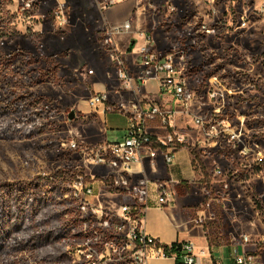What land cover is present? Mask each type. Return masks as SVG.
<instances>
[{"label": "rangeland", "instance_id": "374dc122", "mask_svg": "<svg viewBox=\"0 0 264 264\" xmlns=\"http://www.w3.org/2000/svg\"><path fill=\"white\" fill-rule=\"evenodd\" d=\"M162 1L2 0L3 9L10 13L11 19L9 33L0 38V54L21 50L24 53L15 55L9 69L0 77V97L4 98L11 89L35 91L45 98L35 108L48 110L47 120L52 125L31 138L0 139V184L47 176L57 169L75 166L88 174H106V167L85 161L81 153L68 147V141L75 138L81 143L96 145L123 138L124 128L106 125L101 114L103 108L90 107L88 98L95 92L96 79L101 82L110 79L112 88L115 86L117 63L120 59L127 62L123 56L126 39L116 35L114 42L111 33L115 28L122 29L117 24L131 19L130 9L137 6L146 10L142 29L151 35L155 47L172 42L171 51L184 49L185 64L178 63V72L184 73L195 95L188 108L198 110L196 101L211 100L209 106L204 105L205 110L224 120L230 129L240 131L239 144L234 143L238 148L229 145L227 137L220 136L212 140L217 143L215 148H209V137L192 119L188 122L189 128L184 122V129H177L194 148L209 151L203 155L205 166L199 154L196 155L203 177L209 176L202 184V197L206 200L195 206L203 211L201 224L213 244L241 240L245 250L255 251L264 264V111L255 107L256 101L244 100L256 97L264 102V93L239 76V72L247 73L264 85V14L258 12L264 0H205L211 5L203 6L210 9L209 16L214 10L219 12L212 21L208 15L205 19L201 17L199 9L190 8L193 3L201 5L200 0H172L177 10L167 14L171 19L161 20L166 14ZM154 9L159 11L154 13ZM153 18L157 20L156 30L149 25ZM144 43V39H137L132 47L134 64L139 62V47ZM90 69L94 70L93 74L88 73ZM29 78H41L42 82L32 84ZM105 92L112 99L125 98L116 89ZM148 100L158 102L155 98ZM176 107H183L182 103L178 102ZM72 108L76 117L69 120ZM254 118L263 119V124L255 125ZM158 135L165 137L166 130L159 127ZM243 145L247 149L245 154L239 149ZM259 152L262 160H258ZM216 164L223 170L222 175L215 174ZM224 182L229 184L227 189L223 188ZM173 188L177 200L182 193L178 187ZM200 192L195 190L191 200H198ZM99 195L97 204L106 208H116L126 201L120 194L107 197L106 192H100ZM59 201L54 200L46 208L35 205L29 214L8 203L2 215V239L7 238L12 226V213L18 224L31 231L58 224L66 226L67 232L61 241L41 248L17 251L10 244L3 249L0 246V264H67V247L88 241L98 228L91 218L83 220L73 205H61ZM195 219L197 215L194 223ZM243 235L251 242L245 243ZM227 251L223 257L229 255L233 259L235 250L230 254Z\"/></svg>", "mask_w": 264, "mask_h": 264}, {"label": "built area", "instance_id": "2783aa9c", "mask_svg": "<svg viewBox=\"0 0 264 264\" xmlns=\"http://www.w3.org/2000/svg\"><path fill=\"white\" fill-rule=\"evenodd\" d=\"M258 12L264 14V3ZM122 28L129 30L130 22L124 23ZM115 30L111 33L112 39L113 34L120 29ZM140 35L145 39V43L139 47L141 74L133 75L125 61L120 59L116 69L119 88L131 90L137 81L145 82L148 78H154L160 89H166L177 101L187 105L195 95L184 73L178 72V63L182 66L185 64L183 52L169 50L160 54L153 48L149 34L143 32ZM88 73L93 74L94 70L90 69ZM88 101L90 107L101 106L105 113L125 115L127 125L122 139L96 145H87L75 138L68 141V147L81 153L85 161L102 165L108 171L105 175H92L79 166L73 168L70 191L63 197L73 201L71 205L83 216V220L91 218L96 222L98 230L88 241L67 247V264H148L151 259L166 258L174 259L176 264H200L191 241H177L181 244V252H178L174 250L173 243H162L143 228L147 209L151 205L165 207L172 204L175 191L167 181L148 179L136 169V165L146 159L154 164L159 156L166 164L173 161L174 151L187 141L177 132L173 123L176 111L151 100L135 99L114 104L105 91L94 92ZM154 118L166 129L165 137L149 131L148 121ZM193 122L203 129L209 140L220 136L227 137L229 145L239 144L240 131L230 129L224 120L212 113L194 116ZM239 149L241 153H247L244 145ZM257 154L258 160H262L261 153ZM214 172L216 175L223 174L220 167H215ZM228 186L224 182L223 188L227 189ZM100 192H106L107 197L120 194L126 197V201L116 208L103 207L96 201ZM199 221L203 222L204 219L200 218ZM243 241L248 243L251 239L244 235ZM233 261L234 264H261L255 251L238 252V249H235Z\"/></svg>", "mask_w": 264, "mask_h": 264}, {"label": "crops", "instance_id": "0c3cea01", "mask_svg": "<svg viewBox=\"0 0 264 264\" xmlns=\"http://www.w3.org/2000/svg\"><path fill=\"white\" fill-rule=\"evenodd\" d=\"M200 2L201 5L199 4L197 5L193 3L190 8L199 9L201 12L200 13L201 17L205 19L206 17L205 15H208L209 21H212L217 16L216 14H218L219 12L217 10H214L215 11L213 12L214 14L209 16L210 14L207 13L209 12L210 9L203 7L204 5L209 4V2L207 3L205 0H200ZM149 4L152 5L151 2H149ZM162 6L165 7L164 9L166 14L163 15L161 20H163L166 17H168V19H171L170 16L167 15L169 13L175 12L174 10L171 11V8L177 10V8L172 3V0L162 1ZM209 6L211 5L209 4ZM130 10L132 12L130 16L131 19L129 18L125 19L124 23L130 22L131 28L129 30H125L122 28L118 32H115L113 34V40L115 42L114 36L116 35H123V38L126 39V45L124 49L125 53L123 54V56H126V61H127L126 63L131 73L136 76H139L141 74L142 67L139 65V62L137 64L136 63L134 64V62L132 61L131 52H132V47H134V45L137 43V39H144L143 36L140 35V33L143 32L146 33L145 31H143L142 28L143 25L145 24V20L147 17L145 15L146 14L145 9H137L136 6V9H130ZM154 11H155L154 13H157L159 9H154ZM224 12L227 11L225 10ZM133 17H135V21ZM156 21L157 20L153 18V23L149 24L151 29L153 30H156L155 28ZM124 23L117 24V26L121 28L122 25H124ZM163 23H165V21ZM151 43L153 46L155 45L152 40V37H151ZM172 44H173L172 42L170 43L164 42V44L154 47L156 51L162 54L166 51H169L170 48L172 47ZM182 50L184 51V49ZM127 56H129L130 58H128ZM108 77L111 78L110 76H107V78ZM96 80H97V82L95 83L96 87L94 88L95 92L107 91V90L113 91V89L121 91V95L125 97L124 99H121V101L116 100L115 98L113 99L109 98L110 101L114 104L128 103L135 99L148 100V98L150 97V98H155V100H157L158 103L163 105L165 108L175 110L176 115L173 119L174 120L173 123L175 125L176 130L184 129L183 127L184 122H186L184 126L189 128L190 126L189 123H191L190 119H192L193 121L194 116L210 113L205 110L204 105L209 106V102H211V100H207L205 103L196 101L199 107L198 110L194 111L188 108V104L192 102L195 97L187 105L182 104L183 107L181 108L176 107V104L179 101H177L173 97V95L170 92H168L166 89H160L157 81L154 78H148L146 79L145 82L137 81V83H135L133 87L134 89L125 90V91L119 88V82L117 77H116L117 83L115 80V86L113 88L111 86L110 79L106 80L105 82L104 81L101 82L99 79ZM244 100L250 101L248 99H244ZM251 102H255V101H251ZM191 113L194 115H192ZM101 114L104 115L106 125L108 124L119 125L120 127H123L125 130L127 125V118L125 115H122L120 113H105L104 111L103 112L101 111ZM186 118H189V120H187ZM159 124L160 123L158 119L155 118L149 119L148 121L149 131H151V133L154 135H158L159 127H162ZM185 138L187 139L186 141L187 144L179 146L174 151L173 154L174 158L170 164H166L163 158L159 156L155 160L154 164H151V161L149 159H146L143 161L142 164L136 165V169L138 171H141L142 175L146 176L148 179L154 181L155 180L167 181L171 184L172 188L173 186H176L182 193V196L180 197L178 196L177 200H174V202L168 206L157 207L155 205H151L147 209L143 217V228L147 234L158 238L162 243L165 244H171L177 241H191L194 245V254L196 255L197 261L200 264H234L233 259L229 257L227 252L230 254V252L232 250H235V248H237L239 252H243L245 250V245L242 244L241 240L238 243H234L233 240L230 244L229 243L220 244V245L213 244L208 238L205 229L201 224L202 222L199 221L200 218H203L201 217L203 211L195 207L196 205L199 204V202L201 201L205 202L206 200L203 199L202 197L203 196L202 184L203 182L207 181L209 176L207 174L206 177H203V174L200 170V167L197 166V163L199 160H201V162L203 163L202 165L205 166L206 159H203L204 158L203 155L207 154L209 151H205V150L199 151L198 149L194 148V146H192V143L187 137ZM212 140L209 139L207 140L209 148H215V146L217 145V143L212 142ZM198 154L200 158L196 156ZM195 190H201L200 196L199 198H197L198 200H191L192 198L190 197ZM178 201L180 203H178ZM195 215H197V220L195 219L196 223H194ZM246 248L248 249V247ZM226 250H228L226 252V255L228 256L223 257ZM258 259H260L259 256ZM148 264H176V262L174 259H170V258L151 259Z\"/></svg>", "mask_w": 264, "mask_h": 264}, {"label": "trees", "instance_id": "16d2710c", "mask_svg": "<svg viewBox=\"0 0 264 264\" xmlns=\"http://www.w3.org/2000/svg\"><path fill=\"white\" fill-rule=\"evenodd\" d=\"M234 1V0H220ZM11 15L3 9L2 0H0V38L9 33ZM14 54L0 56V76ZM239 76L253 84L259 91L264 93V85L252 79L249 74L239 72ZM34 98V99H33ZM44 97L34 91L9 90L8 94L0 97V139L16 140L31 138L44 133L52 123L47 120L50 115L48 110L37 109V105L44 102ZM248 100L256 101L255 107L264 111V102L257 98L249 97ZM33 108V109H31ZM19 114L17 118L13 115ZM252 122L261 126L263 119L254 118ZM73 168H60L47 176H35L30 180L7 182L0 184V228H2V215L5 212L8 203H12L14 208L29 214L33 207L46 208L54 200L59 199V204L71 205L72 200L63 197L70 191V184L74 178ZM74 208V207H72ZM259 210L261 205H257ZM29 211V213H28ZM56 214H60L59 212ZM11 214V228L7 238H0V246L10 244L17 251L29 248H41L61 241L66 237V226L52 225L32 230L22 227ZM20 234V235H19ZM174 250L181 252L180 242L173 243ZM179 262V260H177Z\"/></svg>", "mask_w": 264, "mask_h": 264}, {"label": "flooded vegetation", "instance_id": "af4514ba", "mask_svg": "<svg viewBox=\"0 0 264 264\" xmlns=\"http://www.w3.org/2000/svg\"><path fill=\"white\" fill-rule=\"evenodd\" d=\"M20 52H21V54L24 53V51L21 50V51H19V52H13V53H9V54H7V55L14 54V56H15V55L19 54ZM0 56H6V55H1V54H0ZM14 56L9 60L8 65L5 67L3 73H4L7 69H9V67L11 66L12 59L14 58ZM1 76H3V74H2ZM1 76H0V77H1ZM28 82H31L32 84H38V83H41V82H42V79H41V78H36V79H33V80H32L31 78H29V79H28ZM34 92H35V91H34ZM72 109H73V108H72ZM69 112H70V111H69ZM65 253H66V261H67V260H68V254H67L66 250H65Z\"/></svg>", "mask_w": 264, "mask_h": 264}, {"label": "water", "instance_id": "95a60500", "mask_svg": "<svg viewBox=\"0 0 264 264\" xmlns=\"http://www.w3.org/2000/svg\"><path fill=\"white\" fill-rule=\"evenodd\" d=\"M75 117H76L75 109H71L70 112L68 113V119L73 120Z\"/></svg>", "mask_w": 264, "mask_h": 264}]
</instances>
